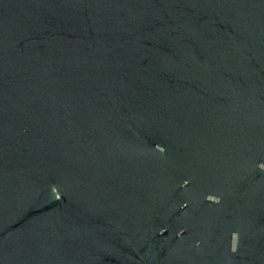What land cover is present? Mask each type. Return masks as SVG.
I'll return each instance as SVG.
<instances>
[{
    "label": "water",
    "instance_id": "obj_1",
    "mask_svg": "<svg viewBox=\"0 0 264 264\" xmlns=\"http://www.w3.org/2000/svg\"><path fill=\"white\" fill-rule=\"evenodd\" d=\"M0 264H264V0H0Z\"/></svg>",
    "mask_w": 264,
    "mask_h": 264
}]
</instances>
